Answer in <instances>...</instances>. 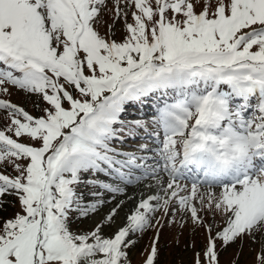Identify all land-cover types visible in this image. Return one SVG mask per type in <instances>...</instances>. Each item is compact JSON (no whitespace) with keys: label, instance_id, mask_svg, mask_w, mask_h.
I'll return each mask as SVG.
<instances>
[{"label":"snow or ice","instance_id":"snow-or-ice-1","mask_svg":"<svg viewBox=\"0 0 264 264\" xmlns=\"http://www.w3.org/2000/svg\"><path fill=\"white\" fill-rule=\"evenodd\" d=\"M0 122V264H131L161 211L220 264L218 242L264 237V0H0ZM141 130L154 146L124 150ZM133 184L158 190L122 226L124 201L74 227Z\"/></svg>","mask_w":264,"mask_h":264},{"label":"rangeland","instance_id":"rangeland-1","mask_svg":"<svg viewBox=\"0 0 264 264\" xmlns=\"http://www.w3.org/2000/svg\"><path fill=\"white\" fill-rule=\"evenodd\" d=\"M107 19V17H105ZM121 26L118 24L116 26L117 38L120 36ZM102 32L106 30L105 27H101ZM7 98V97H6ZM13 102H16L26 108L33 115H39V111L35 107V104L38 102L37 97H29L22 92L13 90V95L10 97ZM132 113L129 116V119L143 117L144 119H149L152 115L151 109H145L141 112H137L135 108L130 109ZM0 127H3V123L0 122ZM157 131L153 127H149V133ZM144 134V135H143ZM142 135V136H141ZM162 135V134H161ZM148 144L151 148L154 146L153 137L148 135V133L139 131L135 138L126 139V142L123 143L122 147L126 151L137 152L140 145ZM103 179V177H101ZM165 182L167 178L165 177ZM151 182V181H150ZM148 182V183H150ZM128 186L121 185V187H126V194H109L105 193V200H110L109 203H106L99 211L92 217L87 218L82 221H78L74 226L79 230H88L90 229L96 221H99L103 216L109 212L110 209L114 208L122 198H127L130 196H135V199L131 200V208L124 210L122 206L116 217L114 218V223L110 227L105 228V234H111L119 226H122L125 222V216L135 207L138 200L141 198V194L144 196L151 195L155 193L158 189H145L138 188L133 194H128ZM85 192L90 191V189H82ZM217 192L219 189L216 190ZM115 195V199H111V196ZM164 212H157L153 219V224L158 216L162 215ZM11 214V210L9 213ZM175 219V222H172ZM187 216L183 213L177 212L173 217L172 212H169L166 215V221L163 226L153 227L145 231L142 235L133 236L132 239L136 240V244L129 249V258L131 264H144L145 258L148 255V250L150 249L152 241L156 238L157 233L159 234V240L157 243L158 256L156 259V264H194L195 254L202 251L206 243V233L203 229L193 230L191 221L187 223H182L187 220ZM219 220V218H217ZM209 222L211 218L208 217ZM262 247H264V237L257 236L255 242L249 238L243 240H238L234 244H230L227 247H223L218 242V252H219V261L220 264H258L257 256L260 254ZM149 248V249H148Z\"/></svg>","mask_w":264,"mask_h":264},{"label":"bare ground","instance_id":"bare-ground-1","mask_svg":"<svg viewBox=\"0 0 264 264\" xmlns=\"http://www.w3.org/2000/svg\"><path fill=\"white\" fill-rule=\"evenodd\" d=\"M140 154H143V153H139L138 155H140ZM148 182H150V181H148ZM148 182H146V183H148ZM143 186H144L143 184H133V185H130L128 187V194L131 195V194L135 193V191L138 190V188L140 189ZM122 201H124V204L122 205V206H124L123 207L124 210H128V209L131 208V200L128 201V199L125 197V198H122Z\"/></svg>","mask_w":264,"mask_h":264},{"label":"trees","instance_id":"trees-1","mask_svg":"<svg viewBox=\"0 0 264 264\" xmlns=\"http://www.w3.org/2000/svg\"><path fill=\"white\" fill-rule=\"evenodd\" d=\"M160 221V225L163 226L165 224V221H166V215L163 213L162 215H160L158 217V219ZM150 247V246H149ZM149 249V248H148Z\"/></svg>","mask_w":264,"mask_h":264}]
</instances>
